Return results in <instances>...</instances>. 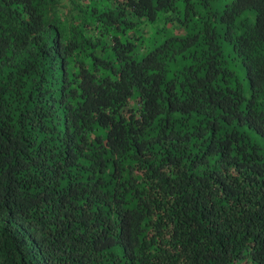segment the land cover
Masks as SVG:
<instances>
[{"label": "trees", "instance_id": "1", "mask_svg": "<svg viewBox=\"0 0 264 264\" xmlns=\"http://www.w3.org/2000/svg\"><path fill=\"white\" fill-rule=\"evenodd\" d=\"M109 1L0 0V264H264V0Z\"/></svg>", "mask_w": 264, "mask_h": 264}, {"label": "rangeland", "instance_id": "2", "mask_svg": "<svg viewBox=\"0 0 264 264\" xmlns=\"http://www.w3.org/2000/svg\"><path fill=\"white\" fill-rule=\"evenodd\" d=\"M112 6L109 0H58L57 5L55 6L56 16L59 17L63 25L67 26V33L69 34L72 30L79 36H99L102 40H107V35L111 33L112 29L105 31L102 29L100 34L94 29L84 28L83 22L85 21V16L82 17L81 13L78 12L75 8H80L86 12V15L89 13L92 7L100 10ZM169 16L172 18H161L155 23H144L141 22L140 25L133 27L130 30H126L124 33L120 34L121 39L132 38V36L137 37V42L144 46L145 49L152 46L155 38H162L166 32L168 33H181L182 28L178 22H176L177 14L175 12L169 13ZM84 18V19H81ZM64 26V27H65ZM142 50V51H143ZM224 52H227L226 48ZM228 61L229 66L235 71V74L241 81L243 85V91L245 94L248 93L247 81L244 76L243 67L240 63H237L236 60L230 59L228 55L225 57ZM19 111V105L11 101L9 109L7 112L14 118ZM136 168V167H135ZM137 175L140 174V171H135ZM146 181V180H145ZM144 181V182H145Z\"/></svg>", "mask_w": 264, "mask_h": 264}]
</instances>
